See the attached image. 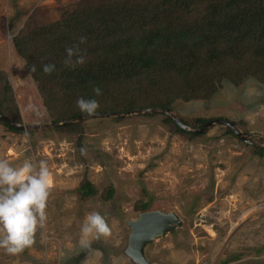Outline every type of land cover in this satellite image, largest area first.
<instances>
[{
	"label": "rangeland",
	"instance_id": "obj_1",
	"mask_svg": "<svg viewBox=\"0 0 264 264\" xmlns=\"http://www.w3.org/2000/svg\"><path fill=\"white\" fill-rule=\"evenodd\" d=\"M79 1L0 0V71L10 78L21 124L64 120H54L12 40L62 19ZM171 110L191 119L228 118L251 137L217 123L195 137L181 135L164 122L168 114L148 111L21 131L0 120V159L13 166L46 162L52 178L45 227L18 254L0 248V264H138L126 253L128 221L149 199L148 210L173 211L182 220L145 246L151 264H264V83L225 79L210 98L177 99ZM84 178L97 195H81ZM108 186L116 193L106 200ZM93 211L106 215L111 231L83 247L80 227Z\"/></svg>",
	"mask_w": 264,
	"mask_h": 264
},
{
	"label": "trees",
	"instance_id": "obj_2",
	"mask_svg": "<svg viewBox=\"0 0 264 264\" xmlns=\"http://www.w3.org/2000/svg\"><path fill=\"white\" fill-rule=\"evenodd\" d=\"M12 43L55 121L85 114L75 103L81 96L99 101L96 112L171 109L177 99L210 98L225 79L264 83V0H80L62 19L24 29ZM69 47L79 49L82 63L74 56V67L64 64ZM47 63L55 64L51 74L42 71ZM96 86L100 96L92 92ZM14 111L10 78L0 71V113L20 123ZM180 118L196 128L210 120ZM164 122L173 132L197 136L169 116ZM80 193L90 198L99 190L84 178ZM115 193L108 186L101 196ZM150 201L137 207L147 211Z\"/></svg>",
	"mask_w": 264,
	"mask_h": 264
},
{
	"label": "clouds",
	"instance_id": "obj_3",
	"mask_svg": "<svg viewBox=\"0 0 264 264\" xmlns=\"http://www.w3.org/2000/svg\"><path fill=\"white\" fill-rule=\"evenodd\" d=\"M85 38L81 37V42ZM82 63L83 57L79 49L66 48V66ZM55 70L54 63L42 65L45 74ZM35 71V67H33ZM94 96H100L102 89L96 86L92 89ZM76 106L86 114H94L100 107L94 97H78ZM83 153V149H81ZM52 187V178L46 162L35 165L31 160H25L20 166H13L6 159H0V248L9 254H18L30 248L37 232L44 228L47 222V202ZM110 224L105 214L93 211L86 215L80 227V244L87 247L91 238L110 234Z\"/></svg>",
	"mask_w": 264,
	"mask_h": 264
},
{
	"label": "water",
	"instance_id": "obj_4",
	"mask_svg": "<svg viewBox=\"0 0 264 264\" xmlns=\"http://www.w3.org/2000/svg\"><path fill=\"white\" fill-rule=\"evenodd\" d=\"M161 112L168 114L181 128L194 133H202L212 124H223L232 129V131L240 136L242 139L246 140L251 137V134L245 133L241 130L235 122L228 118L220 117L208 120L201 128H192L188 124L184 123L180 117L177 116L171 109H164L159 107L150 108H140L131 110L124 113L132 112ZM123 113V112H122ZM119 112H95L94 114H82L74 119L65 120L62 122H52L42 125H25L16 122L13 118L6 114L0 113V120L8 122L10 125L17 129L33 128L37 129L41 126H55L60 124H67L72 121L85 118V117H96V116H108V115H118ZM182 220L179 215L173 211L166 212L161 209L147 210L139 214L138 218L131 219L128 221V226L130 228V234L128 238V245L126 248L127 255L138 264H151V262L146 258L144 249L145 246L151 243L153 240L159 237H163L167 232L173 230L177 225H181Z\"/></svg>",
	"mask_w": 264,
	"mask_h": 264
}]
</instances>
